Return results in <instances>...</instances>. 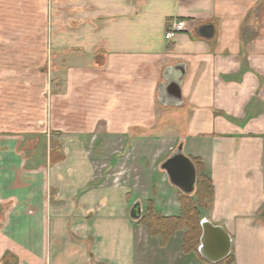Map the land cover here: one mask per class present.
<instances>
[{
	"label": "crops",
	"instance_id": "1",
	"mask_svg": "<svg viewBox=\"0 0 264 264\" xmlns=\"http://www.w3.org/2000/svg\"><path fill=\"white\" fill-rule=\"evenodd\" d=\"M176 19L185 29L165 38ZM44 63L64 64L46 104L55 136L28 112L45 110L30 84ZM0 118V264H156L149 249L159 264H264V0H0ZM158 125L180 128L211 180L199 218L229 235L221 258L215 229L205 254L202 226L188 253L186 229L165 246L142 230L148 200L181 213L165 171L95 180L94 138L142 157L166 141Z\"/></svg>",
	"mask_w": 264,
	"mask_h": 264
},
{
	"label": "rangeland",
	"instance_id": "2",
	"mask_svg": "<svg viewBox=\"0 0 264 264\" xmlns=\"http://www.w3.org/2000/svg\"><path fill=\"white\" fill-rule=\"evenodd\" d=\"M25 66L28 64H24ZM35 65V66H34ZM33 71L39 72L41 74L39 82H30L31 86H37V88H40L38 90V102H41V106L45 107V110H28L31 114H34L32 116L33 119L36 120H42L40 121L41 124H39L38 128L44 130L45 134H50L51 136H55L54 134H57L58 131L52 130L51 127L47 126V122L49 121L47 118V105L48 104V98L51 93V89L53 90V77L54 74H62L63 72V66L64 64L60 63H44V64H33ZM39 85V86H38ZM60 101H58L59 103ZM13 111V115H15ZM27 111H24V114ZM158 112V111H157ZM161 115L165 114L164 112H158ZM14 118V117H13ZM1 119V118H0ZM32 119V120H33ZM25 119V125L29 126L33 124L30 120ZM26 128V127H25ZM180 128H176L175 126H156L154 128H151V136H158L162 137V140H166L165 142L159 140V144L156 141L151 142L150 149L153 151L151 154L143 155L141 157L140 148L139 147H133L131 149L132 152L129 151L127 148L128 146L124 147V144L120 142L119 144H111L106 143L101 147V152H98L99 144L97 143V140L95 138L92 140V142L89 143V149L90 153L92 154V162L94 167V173H95V180L100 183H112L114 182L115 175L113 172L120 171V176L122 179L126 180L130 177V179L136 180L140 176L149 177V174L151 172L155 171H164L161 168V163L170 155V153L174 150H176L178 146V141L174 138L177 134H179ZM174 135V137H173ZM171 136V137H170ZM156 138L157 137H153ZM95 140V141H94ZM58 143V142H57ZM117 147L116 151L112 149V147ZM165 147V148H164ZM186 151V150H185ZM184 149L183 152L185 153ZM123 154H126L122 159H115L114 157L116 155L123 156ZM186 155V154H185ZM114 162V166L112 167ZM128 175V177H127ZM147 183V182H146ZM138 195H141L140 197H144L148 194H150V190L147 188V185H142V189L137 192ZM141 225V224H140ZM143 226V225H141ZM144 230L146 232L147 228L143 226ZM149 235V234H148ZM150 236V235H149ZM152 237V236H151ZM150 245V244H149ZM152 247H156L154 244ZM152 249L148 250V253H152L154 255L153 263L159 264V254H155L152 252ZM150 256V255H149Z\"/></svg>",
	"mask_w": 264,
	"mask_h": 264
},
{
	"label": "trees",
	"instance_id": "3",
	"mask_svg": "<svg viewBox=\"0 0 264 264\" xmlns=\"http://www.w3.org/2000/svg\"><path fill=\"white\" fill-rule=\"evenodd\" d=\"M197 167L196 190L194 196L180 192L179 201L181 213L179 215L163 216L154 207L152 200H148L145 212L138 219V223L147 228L150 236H158L161 245L165 246L169 238L177 231L186 229L183 239L185 252L197 250L201 234L199 209L209 208L213 198L211 180Z\"/></svg>",
	"mask_w": 264,
	"mask_h": 264
},
{
	"label": "water",
	"instance_id": "4",
	"mask_svg": "<svg viewBox=\"0 0 264 264\" xmlns=\"http://www.w3.org/2000/svg\"><path fill=\"white\" fill-rule=\"evenodd\" d=\"M175 91H177L179 95V84H176ZM161 168L166 172L170 183L179 188L184 194L189 195L194 192V186L197 180L196 168L191 159L183 154L181 144H179L177 149L161 163ZM134 210L136 212L134 218H138L140 215V206L138 203ZM201 226L202 234L200 242L202 251L206 250L207 242L208 240H211L210 229H215L217 232H222L217 234L214 233V242L216 239V243L223 247V252L221 253L220 258L225 256L229 252V235L225 233L220 226H214L206 220L201 222Z\"/></svg>",
	"mask_w": 264,
	"mask_h": 264
},
{
	"label": "built area",
	"instance_id": "5",
	"mask_svg": "<svg viewBox=\"0 0 264 264\" xmlns=\"http://www.w3.org/2000/svg\"><path fill=\"white\" fill-rule=\"evenodd\" d=\"M185 20L183 19H176L171 20L167 24V30L165 33V38L169 39L173 36L175 32L182 31L185 29Z\"/></svg>",
	"mask_w": 264,
	"mask_h": 264
}]
</instances>
